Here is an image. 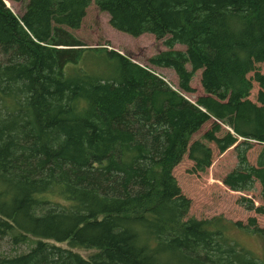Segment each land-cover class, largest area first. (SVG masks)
I'll return each mask as SVG.
<instances>
[{"label": "trees", "instance_id": "obj_1", "mask_svg": "<svg viewBox=\"0 0 264 264\" xmlns=\"http://www.w3.org/2000/svg\"><path fill=\"white\" fill-rule=\"evenodd\" d=\"M92 3L116 31L163 41L149 63L181 91L201 71L205 95L192 103L127 56L83 48L71 32ZM210 144L237 155L224 185L264 200V0H28L20 17L0 0V240L33 242L0 264H264L235 238L264 242L256 218H187L174 170L187 154L205 172Z\"/></svg>", "mask_w": 264, "mask_h": 264}, {"label": "rangeland", "instance_id": "obj_2", "mask_svg": "<svg viewBox=\"0 0 264 264\" xmlns=\"http://www.w3.org/2000/svg\"><path fill=\"white\" fill-rule=\"evenodd\" d=\"M4 1L6 2V6L17 17L23 14L28 3V0H20L18 2H12L10 0ZM71 33L84 44L83 48L85 49L106 48L127 56L133 62L143 67L150 68L192 103H196L198 98L205 95L201 84V71H197L193 76L190 84L192 91L190 93L181 91L178 87L177 76L173 70L155 68L149 63L152 57L168 50L163 41H159L149 34L134 38L116 31L110 25L109 16L101 12L94 3L87 9L86 17L81 28ZM175 49L185 50L180 45L175 46ZM89 67H91V64H89ZM257 92L258 87L255 85L251 96L252 100H255ZM211 126L212 121L206 123L198 133L193 135L191 143L194 141L205 142L203 135ZM223 129L228 130L226 127H223ZM210 147L213 151V162L205 172L193 173L194 163L189 159L187 154L174 170V176L177 179L182 193L191 200V207L187 218L208 220L222 217L232 223L240 222L243 225H247L248 220L253 217L257 219L259 226L264 229V216L258 215L255 211L246 210L240 202L241 199H251L256 207L264 206V200L259 195V187L257 186L252 192H236L229 189L223 183L224 178L238 164L234 147L224 153H219L213 144H210ZM260 148V145L254 144L252 150L248 153V160L253 165L256 164ZM235 238L246 249L252 251L257 256L263 254L264 242L261 239L244 233L243 231H240ZM32 240L34 241V239ZM32 243L30 241L27 244L15 246L12 244L10 238L0 240V258L25 253L30 249ZM59 245L64 248L66 247V244ZM75 251L85 258L93 253L92 251L78 249H75Z\"/></svg>", "mask_w": 264, "mask_h": 264}, {"label": "water", "instance_id": "obj_3", "mask_svg": "<svg viewBox=\"0 0 264 264\" xmlns=\"http://www.w3.org/2000/svg\"><path fill=\"white\" fill-rule=\"evenodd\" d=\"M4 1V0H3ZM4 3L6 4V2L4 1Z\"/></svg>", "mask_w": 264, "mask_h": 264}]
</instances>
